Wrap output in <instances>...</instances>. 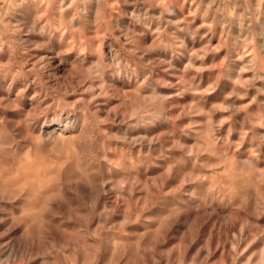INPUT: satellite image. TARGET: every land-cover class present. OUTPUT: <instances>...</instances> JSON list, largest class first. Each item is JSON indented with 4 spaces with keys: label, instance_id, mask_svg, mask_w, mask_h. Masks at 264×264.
I'll list each match as a JSON object with an SVG mask.
<instances>
[{
    "label": "clouds",
    "instance_id": "9594fccd",
    "mask_svg": "<svg viewBox=\"0 0 264 264\" xmlns=\"http://www.w3.org/2000/svg\"><path fill=\"white\" fill-rule=\"evenodd\" d=\"M0 264H264V0H0Z\"/></svg>",
    "mask_w": 264,
    "mask_h": 264
}]
</instances>
